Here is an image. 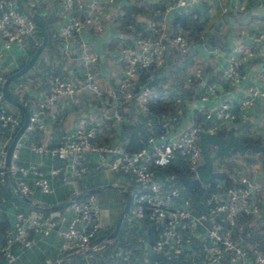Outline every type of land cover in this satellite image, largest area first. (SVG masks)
Masks as SVG:
<instances>
[{
	"label": "crops",
	"instance_id": "1",
	"mask_svg": "<svg viewBox=\"0 0 264 264\" xmlns=\"http://www.w3.org/2000/svg\"><path fill=\"white\" fill-rule=\"evenodd\" d=\"M24 1L29 7L34 8L33 11L42 21L46 31V43L31 66L8 83V94L17 100L29 115L37 110L38 104L49 90V79L53 74L79 82L84 70L90 69L101 90L98 96L82 90L59 97L49 109L39 115L40 127H35L30 132L23 130L19 135L24 143L17 149L16 162L23 166H37L50 187L49 192H41L35 188L29 198L39 206H42L40 203H45L44 207L67 200L74 189L79 192L112 183L121 185L123 190L131 191L134 181L129 176L93 168L97 158L95 152L83 154L82 160L86 164L87 172L72 179L67 167L69 158L66 153L51 156L48 153L33 152L29 146L37 143L52 145L64 141L66 136L73 132L80 117H85L93 123L99 121L95 143H115L125 149L142 146L146 136L156 130V122L152 121L148 125L133 99L127 103L116 102L108 91L114 89L122 77L123 64L118 48L132 46L134 37L139 32L146 33L147 21L158 20L160 17L153 15L151 8L146 6L145 0H113L112 2L99 0L102 3L99 9L102 30L94 31L91 26H84L78 32L62 37L58 34L57 28L65 22L73 10L63 8L60 0ZM169 2L170 0L160 1L161 9ZM237 2L239 0H203L191 7L170 9L164 14L163 18L170 30L188 37L187 52L181 55L174 49L167 50L163 65L140 73L141 78L138 80L150 85L157 95L160 106L166 110H173L175 107L180 109L177 120L170 128L172 135L177 134L189 123H200L204 126L209 124L210 121L203 122L195 111L199 106L213 108L227 98H231L234 104L237 103L242 84L230 86L219 76L225 63V56L233 42L239 40L255 53L253 60L245 59L241 64V71L245 74L244 83L264 87L262 78L264 60L259 58L260 52H264V46L261 40L253 38V33L264 26V3L257 6L254 0H244V10L234 11L233 6ZM124 4L132 10L135 18L126 25L120 20L121 7ZM39 42L40 33L37 28L21 43L12 42L8 48H2L0 74L2 76L6 73L11 74L20 68ZM84 52L95 54L96 59L93 64H87L83 60ZM195 68H199V75L192 76V80L187 81L188 76L193 75ZM210 83L214 86L213 93L208 92L206 88ZM203 95L206 96L205 99H201ZM4 102L9 109L19 115L22 121L21 110L5 99ZM103 113L108 114L110 118L103 119L101 117ZM115 113H119L122 119L116 121L113 118ZM52 114L55 115L53 119ZM263 116L264 101L257 100L244 122L222 121L221 127L214 133L227 139L228 132L232 131L241 143H245L246 138H251L257 141L255 143L264 146L261 121ZM3 134L4 130L0 127V137ZM252 152L248 150L238 153L232 149L228 156L213 155L212 161L214 170L232 176L237 182L239 177L245 176L253 185L247 204L249 206L255 204L258 208L257 212L239 213L232 227L233 242L245 250V256L241 261L230 260L227 254L218 260L210 259V239L206 235V228L213 224L212 217L206 219L203 227L193 231L183 227V241L180 247L170 248L165 253H155V256L148 250L151 237L147 228L139 221L127 222V225L124 221V226L120 225L116 235L104 246L100 245L101 243L93 244L91 240L82 250L64 252L60 249V237L56 234L55 228L66 226L70 215L66 206L50 210L37 209L30 204L26 206V203L21 204L12 197L10 192L13 194V191L5 190L2 193L0 184L2 194L0 211L5 213L9 226L13 224V215L17 211L38 217L44 222L54 221V227L44 236L37 235L32 246L21 248L13 245L10 250L13 256L11 260L0 255V264H166L165 258L173 262H184L183 264H255L253 250L264 251V168L261 166V155ZM51 170L57 171L50 173ZM31 179L32 176L29 174L26 181ZM214 180L221 183L219 178ZM100 190L102 189L95 192ZM118 191L120 195L113 199L114 208L109 207L101 215L99 229L102 225L106 227L112 219L116 220L122 207L121 203L124 201L122 192ZM181 195L186 196L184 193ZM204 198L200 196L190 199L192 212L207 215ZM242 230L245 233H242ZM237 231H240V235L236 234ZM154 259L158 262H152Z\"/></svg>",
	"mask_w": 264,
	"mask_h": 264
},
{
	"label": "built area",
	"instance_id": "2",
	"mask_svg": "<svg viewBox=\"0 0 264 264\" xmlns=\"http://www.w3.org/2000/svg\"><path fill=\"white\" fill-rule=\"evenodd\" d=\"M60 1L63 8L73 10L65 22L57 28L58 34L62 37L70 36L84 26H91L94 31L102 30L99 14L102 3L99 0ZM160 1L162 0H145L144 2L146 6H151ZM201 1L203 0H170L169 4L162 9L150 7L153 15L160 19H149L145 28L146 33L139 32L134 37L132 46L118 48L123 64L122 77L115 88L108 91V94L116 102L127 103L133 99L145 116L146 123L150 125L152 121L156 122V130L146 136L142 146L126 150L115 143H95L94 138L99 121L93 123L85 117H80L76 121L73 132L66 136L64 141L52 145L31 144L29 147L33 152L48 153L51 156L66 153L69 158L67 167L72 179L87 172L86 164L82 160L86 152H95L97 156L93 168L129 176L134 181V187L130 194L126 222L143 220L149 222L155 232L152 240L148 242L150 252L165 253L170 248L178 249L183 241V227L193 231L203 227L206 219L212 217L213 224L206 228V235L210 239V259L218 260L227 254L230 260L241 261L245 256V250L233 242L232 227L239 213L257 212L258 208L255 204L250 206L247 204L253 186L250 180L241 176L236 185L205 196L203 200L207 208L206 215L192 212L190 199L181 195L182 186L175 181L172 174L164 178L160 176L157 168L179 160L185 164L194 178L195 170L202 161L198 146L199 133L214 132L221 127L222 121L236 120L242 123L248 118L255 102L264 101V87L244 83L245 74L241 71L242 62L245 59L253 60L254 51L246 48L239 40L233 42L220 70V79L227 81L230 86L242 84L237 103L234 104L231 98H227L213 108L197 107L195 110L197 114L203 122L210 121L209 124L204 126L200 123H189L175 135L170 134V128L177 120L180 109L175 107L173 110H163L154 117L149 115L148 103L157 95L150 86L140 85L138 80L141 72L163 65L167 50L174 49L181 55L187 52L188 37L183 33L170 30L163 17L170 9L191 7ZM254 1L257 6L264 3V0ZM244 8V0H239L233 6L234 11H243ZM224 10L225 8L222 9ZM35 30V23L25 12L18 9L14 0H0V55L2 48H8L12 42L21 43ZM253 38L261 40L264 46V26L253 33ZM82 58L87 64H93L96 59L95 54L87 52L82 54ZM259 58L264 60V52H260ZM199 73V68L193 69V75L188 76L187 81H191L192 76L197 77ZM262 78L264 79V73ZM2 80L3 76L0 74V82ZM206 88L208 92L213 93L212 83ZM82 90H87L95 96L101 94L90 69L84 70L79 82L63 79L57 74L51 75L49 90L38 104L37 110L28 115V123L24 131L30 132L33 128L40 127L39 115L49 109L59 97ZM205 97L203 95L201 99ZM51 117L53 119L55 115L52 114ZM101 117L105 120L110 118L106 113H103ZM113 118L119 121L122 116L115 113ZM261 121L264 131V116ZM20 124L19 115L7 107L0 92V127L4 130V134L0 137V182L4 180L6 174L4 169L6 148ZM23 143L20 137L13 143L7 168L16 188L27 197L32 195L35 188L41 192H49L50 187L37 166H23L16 162L17 149ZM56 171L51 170L50 173ZM29 174L32 179L26 181ZM77 192L78 190L74 189L70 196ZM66 208L70 211L66 226L55 228L56 234L60 237V249L64 252L82 250L94 238L100 227V208L94 202L92 194H85L71 200ZM13 219V224L0 237V254L7 260L13 257L10 251L13 245L28 248L34 244L37 235L44 236L54 227L53 220L44 222L38 217L29 216L21 211L15 212ZM253 262L264 264V251L253 250Z\"/></svg>",
	"mask_w": 264,
	"mask_h": 264
},
{
	"label": "water",
	"instance_id": "3",
	"mask_svg": "<svg viewBox=\"0 0 264 264\" xmlns=\"http://www.w3.org/2000/svg\"><path fill=\"white\" fill-rule=\"evenodd\" d=\"M14 2L35 23V25L38 28V31L40 33V42L35 47L33 53L28 58V60L20 68H18L16 71L7 75L3 79L2 84H1L0 91H1L3 98L7 102H9L10 104L19 108L22 112V115H23L21 124L18 127L17 131L15 132L12 140L8 144V146L6 148V154L4 157V169L6 170V177L8 178L7 180L11 183H12L11 177H10L9 172L7 171L10 151H11V148L13 146V143L19 137V135L22 133V131L24 130L25 126L28 123V112L17 100L12 98L8 94L7 85L12 79H14L16 76L20 75L21 73H23L27 68H29L31 66V64L33 63L37 54L39 53L41 48L46 43V31H45V28H44L42 21L40 20L39 16L27 5V3L24 0H14ZM198 146H199V150L201 153L202 161H201L200 165L195 170V177L194 178L196 180H198L201 184H206L207 182H209L210 180H212L214 178H220L223 176V173L221 171H217V170L213 169V166H212L213 155L228 156L229 151L232 149L238 153H242L244 150H250V151L259 153L261 155V166L264 168V146L259 144V143H255V142L241 143L238 141V139L232 133V131L228 132L227 139H224V137H222V136L216 135L214 132L201 131L199 133ZM211 147H212V150L209 151V149ZM105 188H115V189L120 190L123 194L124 201H123V205H122V207L118 213V216H117V218L113 224L112 229L105 236L104 241H102V243L100 244L102 246H104L108 242V240L112 239L116 235V233H117V231L121 225V222L123 220V217L125 216V214L127 212V208H128L129 202H130V194L132 193V191L128 192L126 190H123L122 186L118 185V184L107 183V184H102L100 186H96L93 188H89L85 191H79L76 194L70 196L67 200L58 202V203L50 205V206H44L43 207V206H39L37 204V202L32 201L31 198L21 194L19 192V190L16 188V186H14V184H13L14 193L16 194V196H18V198L22 202H24L26 204L33 205L37 209H44V210H50V209L65 207L73 199L80 198V197L84 196L85 194H92L96 190L105 189Z\"/></svg>",
	"mask_w": 264,
	"mask_h": 264
},
{
	"label": "trees",
	"instance_id": "4",
	"mask_svg": "<svg viewBox=\"0 0 264 264\" xmlns=\"http://www.w3.org/2000/svg\"><path fill=\"white\" fill-rule=\"evenodd\" d=\"M17 7H18L19 10L22 11V9L18 5H17ZM150 7L151 8L152 7H157V8L161 9V7L159 5V2L153 3L151 6H149V8ZM30 8L32 10H34L33 7L30 6ZM121 9H122V16L120 17V20L122 21L121 23L126 25L128 22H131V20H135V18L132 15V13H133L132 10H130V8L126 4L122 5ZM36 29H37V27H36ZM9 74L10 73L4 74L3 78L6 77ZM140 78H141V76L139 77V80H140ZM143 84H146V85L150 86L149 84L140 81V85H143ZM158 102L159 101H158V98L156 96L154 99H152L148 103V114L149 115L154 117V116L158 115L159 112H161L163 110H166L165 108L160 106L158 104ZM244 141L245 142H257V141H253L251 138H246ZM126 150H132V148H130V149L127 148ZM157 173L160 176H163V177L172 174L174 176V178H175V181L182 186V193H184L186 195V197H188L189 199L197 198V197H200V196H204L205 197L208 194H210L211 192H216V191L224 189L225 187L236 185L238 183L236 181V179L233 178L232 176L224 174L222 177L219 178L221 183H219L218 187H217L218 182L216 180H214V179L210 180L205 185H201L198 180L193 178L192 173H190L187 170L185 164L182 161H179V160L176 161V162H172V163H170V164H168L166 166L157 168ZM10 177H11L12 183L7 180L8 178L6 177V174H5L4 180L2 182H0L1 190H2L1 192L2 193H4L5 190H7V191L9 190V191H13L14 192V190H13L14 181H13V178H12L11 175H10ZM14 186H15V184H14ZM10 194L12 195V197L16 201H18L21 204H25L24 202H22L18 198V196H16V194H14V193L12 194V192H10ZM25 205L27 206L28 204H25ZM40 205L43 206V205H46V204L45 203H40ZM121 205H123V201H122ZM33 210H35V209H33ZM35 211L42 212V211H39V210H35ZM124 219H125V216H124ZM124 223H125L124 220H122L121 225L124 224ZM140 223H141V225H143L144 227L147 228V232H148L149 236L151 237L150 240H149V242H150L152 240L153 236H154V233H155L153 228H152V226L146 220H143ZM112 227H113V225H111L110 227H106L105 230H104V233L102 235H98L96 237L94 236V238H92L91 242L93 244L94 243H102V240L104 239L105 235L110 232ZM7 228H9V224L7 223L5 213L2 212L1 216H0V237L2 236L3 232Z\"/></svg>",
	"mask_w": 264,
	"mask_h": 264
},
{
	"label": "rangeland",
	"instance_id": "5",
	"mask_svg": "<svg viewBox=\"0 0 264 264\" xmlns=\"http://www.w3.org/2000/svg\"><path fill=\"white\" fill-rule=\"evenodd\" d=\"M211 149H212V147L209 149V151H211ZM244 151H248V150H244ZM250 152H252V151H250ZM252 153H255V152H252ZM248 159H250V158H248ZM0 195H2V194L0 193ZM92 195H93V198H94V202L99 205L100 210H101L100 211V215H102L103 212H106V210L109 207L110 208L113 207V205H114V200L113 199L115 197L119 196L120 194H119V191L116 190V189L107 188V189H102L100 191L94 192V193H92ZM1 208L2 207H0V209ZM1 213H2V211H0V216H1ZM126 219H127V213L125 214V219L123 217L124 221H126ZM114 222H115V220L112 219L111 222L108 225H106V227H110L111 225L114 224ZM125 225H127V222L125 223ZM123 226H124V224H123ZM106 227L102 225L101 228L95 234V236L102 235L104 233V230H105ZM241 232L245 233V231H243V230ZM237 233L240 235V231H237L236 234ZM151 254L154 255L155 253L151 252ZM165 259L166 260L164 262H166V264H183L184 263V262H173V261H171V259H168V258H165ZM152 262H158V261L156 259H154V261H152Z\"/></svg>",
	"mask_w": 264,
	"mask_h": 264
}]
</instances>
